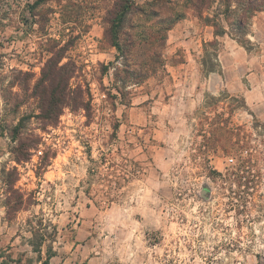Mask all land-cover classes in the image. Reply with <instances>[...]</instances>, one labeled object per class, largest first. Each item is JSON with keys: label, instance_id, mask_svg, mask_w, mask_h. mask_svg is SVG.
<instances>
[{"label": "rangeland", "instance_id": "374dc122", "mask_svg": "<svg viewBox=\"0 0 264 264\" xmlns=\"http://www.w3.org/2000/svg\"><path fill=\"white\" fill-rule=\"evenodd\" d=\"M248 1L0 0V212L26 264L51 248L49 264H264V10ZM189 51L203 66L183 82Z\"/></svg>", "mask_w": 264, "mask_h": 264}, {"label": "crops", "instance_id": "0c3cea01", "mask_svg": "<svg viewBox=\"0 0 264 264\" xmlns=\"http://www.w3.org/2000/svg\"><path fill=\"white\" fill-rule=\"evenodd\" d=\"M171 32H173V30ZM247 36L251 37L252 39L254 37L256 38V35L253 36L252 33H249ZM212 40H214V36L212 37V39H209V42H212ZM231 41H232V43H228L227 46H226L227 50H228V47L230 46V44H232L233 47L237 46L238 48H241L240 47L241 44L238 41H236V40L235 41L231 40ZM204 42H205V44H207L208 40L205 39ZM250 42H252V41L250 40L249 44H251ZM252 44H253V42H252ZM243 50H244V52L246 54H250L251 53V52L248 53V50H246L245 48ZM189 54L192 57V60H193L194 64L197 66V69L188 60H187V62L185 64H181L182 67L186 69L185 75L181 76V79H183V82H185V81L188 82L189 79H191V80L196 79V75L198 76L201 73V68L203 66V65H201V62H198L197 60L196 61L194 60L195 58H194V54H193L192 51H189ZM235 54H237V52L235 50L227 51L223 58L229 57L232 61H234L235 58H237V56ZM252 62H253L252 60H249V61H247L246 65H245V63H241L239 61H234L233 63L235 64L234 68L241 69L242 66H243V67H245L246 69L249 70L248 67H252V64H253ZM220 63H221V67H220L221 68V74L219 72L217 73V75L219 77H221L223 74H226V71L231 68L229 63L225 64L222 60L220 61ZM192 68L195 69V72H189V70L192 69ZM211 75H216V73H213ZM233 77L234 76H232V78ZM249 77H251V76H249ZM211 78L213 80L216 77L213 78V76H211ZM246 79H247V75H242V76H239V77H235V79H234L235 82H233V83H235L236 85L244 86V82L246 83ZM242 90H243V87H242ZM245 97L247 99L248 95H246ZM13 222H14L13 219L9 220L7 218L5 210L3 212H0V264H26L25 261H24V258L26 257V255L24 256L23 254L20 255L18 253L19 249L17 248V245H16L17 243L16 242H17V239H19V237H18L17 233H14V234L10 233V230L12 229ZM5 239H8V245H7V247L3 248L2 242ZM32 264H37V263H32ZM64 264H67V262H65Z\"/></svg>", "mask_w": 264, "mask_h": 264}, {"label": "trees", "instance_id": "16d2710c", "mask_svg": "<svg viewBox=\"0 0 264 264\" xmlns=\"http://www.w3.org/2000/svg\"><path fill=\"white\" fill-rule=\"evenodd\" d=\"M259 5L255 8V7H253V2L251 1V0H249L248 2H247V7L244 9V13L247 15V16H249V18L251 19H253V17L255 16V14L257 13V12H260V11H263L264 10V0H259ZM129 10H130V8L129 7H122L121 8V10H120V13H119V15H118V17H117V19L114 21V24H113V27H112V29H113V32H114V34H115V36H117V33H118V28L121 26V24L123 23V21H124V19H125V17H126V15H127V13L129 12ZM178 20H180V18H177ZM176 19V20H177ZM176 22V21H175ZM174 22H172V24H173ZM237 26L239 27V29H241L242 27L243 28H245V26L247 27V25L244 23V21L242 20V21H238L237 22ZM215 27H217L216 25H215ZM226 33L221 29L220 31H217V33H215V37H218V36H224ZM249 34V32H247V31H245V30H243V32H242V35L244 36V37H246L247 35ZM216 42L217 41H213V42H210V43H207V44H209V46L210 47H215V45H216ZM114 46H117V45H114ZM212 72V71H215V69L214 68H211L210 70H209V72ZM2 97H4L3 95H2ZM18 134L17 133H15L14 132V135H13V139H15L16 140V137H18L17 136ZM1 136H3V133H0V137ZM21 140V139H20ZM20 145V148H23L24 147V145H22V143H20L19 144ZM27 156H30L29 155V153H28V155ZM27 158V157H26ZM27 160V159H26ZM15 161L17 162V163H21L22 161H24V159H22V157H20L19 155H17L16 157H15ZM16 171V170H15ZM18 181V179L16 180V182ZM5 183L7 182V185L9 184H11V182L7 179L6 181H4ZM15 182V183H16ZM15 183H14V187H15ZM12 185H13V183H12ZM10 194L13 196V199H14V204L12 205V203H11V200L10 199H8L7 200V202H6V204H5V207L8 209V211H7V215H9V213H10V210H14V212H16V213H19L21 210H22V208H19V206L21 205V203L23 202V195H21V193L18 191V190H16V189H13V186H12V192H10ZM40 245V243H37V247L35 246V245H33V247L35 248V252H37V253H41V246H39ZM38 248H40V249H37ZM50 249V248H49ZM54 257H56V252H54L53 251V249L51 248L50 250H49V253H48V257H47V259L43 262V264H49V262H50V260L52 259V258H54ZM40 258V257H39ZM41 260V259H40Z\"/></svg>", "mask_w": 264, "mask_h": 264}]
</instances>
